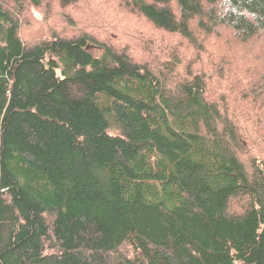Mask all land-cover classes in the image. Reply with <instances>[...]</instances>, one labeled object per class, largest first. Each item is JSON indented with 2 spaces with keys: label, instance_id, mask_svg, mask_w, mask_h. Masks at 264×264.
<instances>
[{
  "label": "trees",
  "instance_id": "1",
  "mask_svg": "<svg viewBox=\"0 0 264 264\" xmlns=\"http://www.w3.org/2000/svg\"><path fill=\"white\" fill-rule=\"evenodd\" d=\"M119 1L0 0V264H264V67H202L264 0Z\"/></svg>",
  "mask_w": 264,
  "mask_h": 264
},
{
  "label": "rangeland",
  "instance_id": "2",
  "mask_svg": "<svg viewBox=\"0 0 264 264\" xmlns=\"http://www.w3.org/2000/svg\"><path fill=\"white\" fill-rule=\"evenodd\" d=\"M96 2L98 4H100V6L98 7L99 12L97 11V15L99 16L98 18H101V20L105 19L106 23H115V24H121L119 21V18H123V24L124 25H133L135 26L133 20L127 21L126 19L128 17H130L129 15L126 14V12L123 11L122 8H119L117 6H119L121 3L119 0H114V1H108V4L106 5L104 3V0H96ZM32 13L35 15V17L40 18L39 13L35 10H32ZM94 13V12H93ZM95 14H93L94 16ZM127 17V18H126ZM74 18H76L74 16ZM126 18V19H124ZM41 19V18H40ZM55 22L57 20H54ZM63 21V20H60ZM64 22V21H63ZM122 25V24H121ZM107 24L104 23L103 28H106ZM125 29V26H122ZM142 33V31L144 30V38H148L151 39L148 35L152 36L154 39H158L159 34L155 33V32H148L146 30V27L142 24V26L139 28ZM126 30V29H125ZM128 31H132V30H128ZM116 35L120 36L119 32H114ZM126 36V35H124ZM147 36V37H146ZM123 37V36H122ZM231 33L225 32L224 33V37L222 36L221 38H213V40L209 39L206 41V49L207 50V54L205 55L206 60L204 61V66H202L205 70L208 71V69L210 68L211 65H208L210 62H212V64L216 65L217 63L218 66L223 67V65L225 66V75H226V81L227 82H231L233 81L235 78H239L244 76V78L249 79L250 78H254V74L257 71H260L263 67H264V43L263 42H259L256 41L255 39L252 40L251 42H249V46H240L237 42L232 41L231 39ZM105 40V41H109L108 38L109 35L105 34L104 32L101 33L100 37L98 38L99 40ZM111 39H115V36L111 35ZM147 39V40H148ZM124 39L120 40V44H127L126 41L121 42ZM132 41V42H131ZM129 41V48H130V52L131 55L134 59H138V60H144L145 59V53L143 50L144 47V43H140L139 41H134L131 40ZM160 41L163 43V46H177V43L179 42L177 39L173 38L172 36L169 35H164V37H162L160 39ZM118 45V44H115ZM152 48V47H151ZM190 55V53H189ZM247 64H250L251 67H253L254 72L252 74H248L247 71L244 72L245 68H243L244 66H246ZM208 68V69H207ZM264 71V70H262ZM223 73V74H224ZM221 85L220 80L215 78L213 80V82L211 83L210 87L212 90H215L217 92V95L221 94L222 91L219 90V85ZM220 92V93H218ZM230 98H233V94L230 93ZM250 113V112H249ZM245 115V119H248V123H246V126L248 128V130H252V129H257L255 131L264 129V128H259L257 126H255L253 124V122L250 120V117L248 116V114L246 112H244ZM244 117V116H243ZM255 136V135H254ZM260 151H262L264 153V145L261 144L260 145V149H258ZM259 156H262V153L256 152ZM254 153V156L258 157V155Z\"/></svg>",
  "mask_w": 264,
  "mask_h": 264
}]
</instances>
